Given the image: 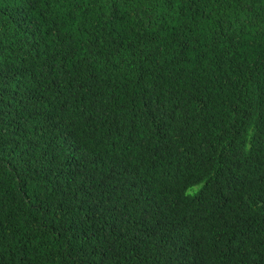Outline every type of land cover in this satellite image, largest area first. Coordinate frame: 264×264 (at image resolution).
Here are the masks:
<instances>
[{
  "label": "trees",
  "instance_id": "trees-1",
  "mask_svg": "<svg viewBox=\"0 0 264 264\" xmlns=\"http://www.w3.org/2000/svg\"><path fill=\"white\" fill-rule=\"evenodd\" d=\"M0 264H264V0H0Z\"/></svg>",
  "mask_w": 264,
  "mask_h": 264
}]
</instances>
